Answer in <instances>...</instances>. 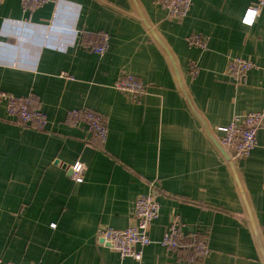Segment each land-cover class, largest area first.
<instances>
[{"label": "crops", "instance_id": "0c3cea01", "mask_svg": "<svg viewBox=\"0 0 264 264\" xmlns=\"http://www.w3.org/2000/svg\"><path fill=\"white\" fill-rule=\"evenodd\" d=\"M251 4L194 0L179 22L150 0H53L33 13L0 0V89L33 93L48 118L40 132L0 109L2 261L190 264L185 251L160 245L175 215L185 232L207 235L202 264H264V130L235 163L209 136L218 142L233 116L264 112V8L248 26ZM84 31L110 36L104 57L84 48ZM195 33L209 39L206 50L187 45ZM237 57L258 67L243 86L226 75ZM125 73L147 85L140 103L114 88ZM73 109L104 117L106 143L84 123H65ZM87 146L94 152L77 184L64 167L82 163ZM149 193L160 205L153 243L141 262L122 260L97 233L129 227L136 199Z\"/></svg>", "mask_w": 264, "mask_h": 264}, {"label": "built area", "instance_id": "2783aa9c", "mask_svg": "<svg viewBox=\"0 0 264 264\" xmlns=\"http://www.w3.org/2000/svg\"><path fill=\"white\" fill-rule=\"evenodd\" d=\"M19 1L26 13H33L53 2V0ZM150 1L165 11L168 19L179 22L188 17L194 4V0ZM251 1L252 4L242 20L248 26L254 24L259 10L264 8V0ZM82 34L84 37L82 45L85 49L99 57L106 55L110 42V36L107 33L84 31ZM1 36L2 31L0 29V38ZM186 42L190 48L206 50L209 39L195 33L188 36ZM257 68V65L252 61L237 57L229 62L226 75L236 86H243L247 83L248 73ZM190 72L193 77H196L200 73V68L193 63ZM58 76L63 77L65 75ZM114 88L126 94L135 103H140L141 99L147 94V85L139 77L130 73L122 74L115 82ZM0 109H4L15 124L23 127L43 130L48 125V118L41 110L40 102L33 93L27 96H17L0 89ZM66 123L72 126H77L80 123L86 124L92 140L100 144L106 143L108 139V128L104 117L92 110H70L67 113ZM260 130H264V112L235 115L227 126L218 128L220 133L218 143L229 155L230 161L235 163L250 157L257 146V135ZM66 170L71 171L75 183L83 182L85 171L83 164L76 163L73 166L66 167ZM159 216L160 205L156 200V196L152 193L139 196L132 210L133 222L131 225L122 230L111 227L102 228L97 233V239L117 252L122 260L132 258L137 262H141L144 249L153 243L149 235L150 229ZM185 226L179 216L173 215L160 245L169 250L185 251L190 264H202L211 253L208 237L206 234L201 235L199 232L187 233L184 231ZM0 264L18 263L4 262L0 259Z\"/></svg>", "mask_w": 264, "mask_h": 264}, {"label": "water", "instance_id": "95a60500", "mask_svg": "<svg viewBox=\"0 0 264 264\" xmlns=\"http://www.w3.org/2000/svg\"><path fill=\"white\" fill-rule=\"evenodd\" d=\"M206 127V126H205ZM207 128V127H206ZM208 132V131H207ZM209 136L210 138L212 139V141L215 143V145L220 149V151L223 153V155L227 158V159H230L229 155L220 147V145L218 144L217 140H215L212 135L209 133ZM94 152V149L87 146L85 148V156H84V159L82 161V163L87 166L88 163H89V159L91 158L92 154ZM66 168V167H64ZM69 173H71V171L69 170Z\"/></svg>", "mask_w": 264, "mask_h": 264}, {"label": "trees", "instance_id": "16d2710c", "mask_svg": "<svg viewBox=\"0 0 264 264\" xmlns=\"http://www.w3.org/2000/svg\"><path fill=\"white\" fill-rule=\"evenodd\" d=\"M65 123H66V118H65ZM66 124H67V123H66ZM68 126H72V125H69V124H68ZM74 127H75V126H74ZM46 129H47V128H45V129H43V130H38V129H36V130H37V131H40V132H45ZM179 251H181V250H179Z\"/></svg>", "mask_w": 264, "mask_h": 264}, {"label": "bare ground", "instance_id": "6f19581e", "mask_svg": "<svg viewBox=\"0 0 264 264\" xmlns=\"http://www.w3.org/2000/svg\"><path fill=\"white\" fill-rule=\"evenodd\" d=\"M219 145H220V143H218ZM220 147H221V145H220ZM222 148V147H221ZM81 164H83V163H81ZM84 165V164H83ZM85 166V165H84ZM72 177V176H71ZM73 180V179H72ZM74 181V180H73Z\"/></svg>", "mask_w": 264, "mask_h": 264}, {"label": "rangeland", "instance_id": "374dc122", "mask_svg": "<svg viewBox=\"0 0 264 264\" xmlns=\"http://www.w3.org/2000/svg\"><path fill=\"white\" fill-rule=\"evenodd\" d=\"M189 70H191V65H190V69ZM190 75H191V72H190ZM192 76V75H191ZM193 77V76H192Z\"/></svg>", "mask_w": 264, "mask_h": 264}, {"label": "snow or ice", "instance_id": "6c2138e0", "mask_svg": "<svg viewBox=\"0 0 264 264\" xmlns=\"http://www.w3.org/2000/svg\"><path fill=\"white\" fill-rule=\"evenodd\" d=\"M250 22V21H249Z\"/></svg>", "mask_w": 264, "mask_h": 264}]
</instances>
